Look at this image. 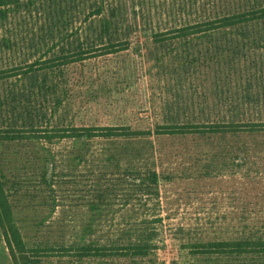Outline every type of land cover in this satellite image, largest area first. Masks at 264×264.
<instances>
[{
	"label": "trees",
	"instance_id": "16d2710c",
	"mask_svg": "<svg viewBox=\"0 0 264 264\" xmlns=\"http://www.w3.org/2000/svg\"><path fill=\"white\" fill-rule=\"evenodd\" d=\"M139 1L28 0L24 4L0 0V53L23 50L17 38L3 31L16 13L38 17L47 24L50 36L59 37L42 58L23 59L8 67L0 64V115L6 110L10 116L8 125L0 124V144L42 146L48 157L40 178L54 192V180L61 173L56 171L58 162L49 147L69 142L68 159L63 163L66 176L86 166L93 174L96 170L92 202L96 214L105 206L113 210L115 198L123 191V197L128 192L124 203L128 207L138 199H159L161 186L177 179L207 177L228 165L240 172L253 158L260 159L261 163L254 162L257 167L264 164V0H170L164 25L152 12L145 13L149 0ZM141 30L150 32L158 54L170 48L180 53L169 67L175 73L192 74L197 67L213 71L215 82L204 96L206 102L184 106L175 98L161 109L162 123L148 129L133 122L77 123L72 103L86 102L84 62L124 53ZM141 62L136 66L132 62L130 70L141 69ZM77 63L80 68L74 84L77 80L78 86L73 93L69 67ZM125 67L117 65L121 70ZM164 149L190 155V167L181 173L160 172L156 154L160 161L170 156H165ZM13 211L0 178V229L13 263L53 264L49 259L19 262L17 253L25 254L26 244ZM96 214L79 221L72 239L62 238L63 257L75 258L78 264H167L158 255L160 218L129 216L116 227L115 217ZM241 224L234 236L184 235L180 249L187 259L182 264H264L261 221ZM107 226V232L101 233Z\"/></svg>",
	"mask_w": 264,
	"mask_h": 264
},
{
	"label": "rangeland",
	"instance_id": "374dc122",
	"mask_svg": "<svg viewBox=\"0 0 264 264\" xmlns=\"http://www.w3.org/2000/svg\"><path fill=\"white\" fill-rule=\"evenodd\" d=\"M22 1L26 4L28 0ZM169 1L149 0L144 11L146 14L152 12L153 17L164 25L168 19L166 10L169 9ZM13 16L16 18L7 22L3 31L7 37L17 38L23 50H18L19 54L16 48L1 52L2 67L20 63L23 59L33 62L42 58L51 43L59 39L56 35L50 36L47 24L44 25L38 17L30 19L25 13ZM39 18L43 19V16ZM72 39L70 37L68 40ZM139 54L143 56V62ZM164 56L165 59L160 62L159 59ZM179 57L180 53L174 52L172 48L163 49L158 54L154 51L150 32L141 30L132 36L131 46L124 53L84 62L88 77L82 87L87 98L84 103L77 104L75 100L72 103V115L76 122L86 125L133 122L141 129H148L162 123L161 109L169 107L168 103L175 98H179L184 106L205 103L215 82L213 71L197 67L193 68L192 74L175 73L169 67L172 60L176 61ZM132 62L135 66L141 62L142 68L133 72L130 70ZM121 63L126 66L124 70L117 68ZM78 66L77 63L69 67L73 84L74 78L77 79ZM126 69L129 70L126 72ZM76 83L78 86L77 80ZM77 86L71 84L73 93ZM9 122L10 116L5 110L0 115V124L8 125ZM69 147V142L49 147L58 162L56 171L61 173V177L53 179L54 192H50L40 178L48 157L42 146L37 144L26 148L0 144V178L14 206L15 222L26 244L25 254L17 253L19 262H24L26 258L36 262L49 259L53 264H78L75 258L62 256L60 243L63 237L72 239L71 235L79 231L81 219H89L96 214L92 210L96 196V183L93 180L96 170L93 174L86 166L66 176L67 170L63 163L68 159ZM179 152L177 149H164L165 156H170L162 157L161 161L157 153L159 171L166 174L174 171L181 173L189 168L191 156H178ZM255 161L261 163L259 158H253L252 163L240 172L236 171L235 166L228 165L215 173L209 172L210 176L207 177L201 175L197 179H177L161 186L159 199H138L128 207L124 206L128 192L125 197V192H120L112 204L115 212L110 209L107 211L105 206L96 215L115 217L116 227L122 222L121 219L129 216L150 220L160 218L161 223L156 224L159 231V261L182 264L187 255L185 250L180 249V243H183L182 237L187 233L228 237L238 233L241 223L246 226L260 221L262 228L258 230L264 232V164L257 167ZM23 175L25 177H21ZM108 229L109 226L103 228L101 233ZM181 230L185 232L179 233Z\"/></svg>",
	"mask_w": 264,
	"mask_h": 264
},
{
	"label": "crops",
	"instance_id": "0c3cea01",
	"mask_svg": "<svg viewBox=\"0 0 264 264\" xmlns=\"http://www.w3.org/2000/svg\"><path fill=\"white\" fill-rule=\"evenodd\" d=\"M0 264H14L1 229H0Z\"/></svg>",
	"mask_w": 264,
	"mask_h": 264
}]
</instances>
